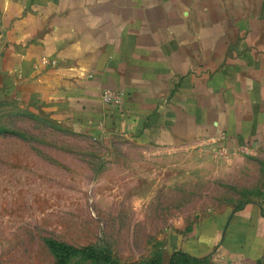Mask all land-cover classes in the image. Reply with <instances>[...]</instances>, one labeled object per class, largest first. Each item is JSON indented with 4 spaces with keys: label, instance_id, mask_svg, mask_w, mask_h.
I'll list each match as a JSON object with an SVG mask.
<instances>
[{
    "label": "crops",
    "instance_id": "obj_1",
    "mask_svg": "<svg viewBox=\"0 0 264 264\" xmlns=\"http://www.w3.org/2000/svg\"><path fill=\"white\" fill-rule=\"evenodd\" d=\"M0 100L164 150L256 147L264 0H0ZM195 239L182 251L211 264H264V207L212 216Z\"/></svg>",
    "mask_w": 264,
    "mask_h": 264
},
{
    "label": "rangeland",
    "instance_id": "obj_2",
    "mask_svg": "<svg viewBox=\"0 0 264 264\" xmlns=\"http://www.w3.org/2000/svg\"><path fill=\"white\" fill-rule=\"evenodd\" d=\"M24 107L0 100V264H58L55 244L104 252L66 264L185 262L204 220L264 207V143L164 150Z\"/></svg>",
    "mask_w": 264,
    "mask_h": 264
},
{
    "label": "trees",
    "instance_id": "obj_3",
    "mask_svg": "<svg viewBox=\"0 0 264 264\" xmlns=\"http://www.w3.org/2000/svg\"><path fill=\"white\" fill-rule=\"evenodd\" d=\"M56 246H54L55 251L58 255L59 261L58 264H66V258L73 253H80L83 254L86 258L92 259V260H99V261H103V257H104V252L99 250V249H95L92 247H86L83 249H75V248H71V247H67L65 245L62 244H55ZM176 254H178L177 256L183 257L185 260V262L181 261V262H177V260H173L172 264H211L207 259H201L199 257L196 256H192L187 252L184 251H179ZM105 261H108V259H105Z\"/></svg>",
    "mask_w": 264,
    "mask_h": 264
},
{
    "label": "built area",
    "instance_id": "obj_4",
    "mask_svg": "<svg viewBox=\"0 0 264 264\" xmlns=\"http://www.w3.org/2000/svg\"><path fill=\"white\" fill-rule=\"evenodd\" d=\"M125 97L124 92H120L112 89H105L101 94V99L104 103L116 108L120 107Z\"/></svg>",
    "mask_w": 264,
    "mask_h": 264
}]
</instances>
